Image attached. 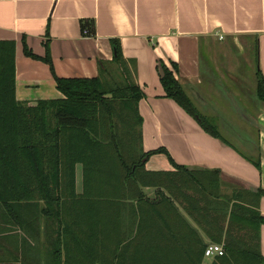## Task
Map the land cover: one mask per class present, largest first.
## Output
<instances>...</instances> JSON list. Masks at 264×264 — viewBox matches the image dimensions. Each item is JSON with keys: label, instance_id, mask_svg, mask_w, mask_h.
Segmentation results:
<instances>
[{"label": "trees", "instance_id": "obj_1", "mask_svg": "<svg viewBox=\"0 0 264 264\" xmlns=\"http://www.w3.org/2000/svg\"><path fill=\"white\" fill-rule=\"evenodd\" d=\"M114 43L112 68L103 64L93 78L56 76L63 98L27 103L16 94V43L0 41V209L13 212L18 225L22 210L59 221L56 264H204L210 243L225 250L211 264H264L263 189L223 194L218 170L175 162L171 171L146 168L144 159L167 151L143 147L144 91ZM25 53L39 58L27 46ZM43 59L52 66L49 53ZM176 70V63L163 65L166 96L219 135ZM257 93L264 100L263 77ZM147 186L158 188L157 199L145 194Z\"/></svg>", "mask_w": 264, "mask_h": 264}, {"label": "crops", "instance_id": "obj_2", "mask_svg": "<svg viewBox=\"0 0 264 264\" xmlns=\"http://www.w3.org/2000/svg\"><path fill=\"white\" fill-rule=\"evenodd\" d=\"M115 40L144 91L143 147L167 151L148 156L146 168L171 171L175 162L218 170L223 194L264 190V100L257 93L264 78V0H0V41L16 43L20 101L63 98L56 76L93 78L103 64L112 68ZM26 46L39 58L27 55ZM48 53L53 67L43 59ZM254 56L251 78L246 67ZM173 63L176 78L219 135L166 96L163 65L173 69ZM81 176L78 192L83 171ZM144 192L157 199L160 191L147 186ZM260 211L264 215V194ZM61 229L59 221L37 211H19L18 225L13 212L0 209V264H56Z\"/></svg>", "mask_w": 264, "mask_h": 264}, {"label": "rangeland", "instance_id": "obj_3", "mask_svg": "<svg viewBox=\"0 0 264 264\" xmlns=\"http://www.w3.org/2000/svg\"><path fill=\"white\" fill-rule=\"evenodd\" d=\"M246 68H247L248 77H251V78L256 77L257 65H256L255 56L251 57L249 59V64L247 65ZM234 100H236L234 102L238 104L237 99L234 98ZM248 129H249V132H251L252 134H255L256 131L253 128L250 129V127H248ZM233 140L235 142L237 141L236 139H233ZM245 150H246V148H245ZM77 172H78V176H77L78 186L81 187V185H82V181H81V179H82V176H81L82 175V167H81V165L77 166Z\"/></svg>", "mask_w": 264, "mask_h": 264}, {"label": "built area", "instance_id": "obj_4", "mask_svg": "<svg viewBox=\"0 0 264 264\" xmlns=\"http://www.w3.org/2000/svg\"><path fill=\"white\" fill-rule=\"evenodd\" d=\"M224 252L225 250L221 243H210L206 248L205 255L208 257H212L216 255H223Z\"/></svg>", "mask_w": 264, "mask_h": 264}, {"label": "water", "instance_id": "obj_5", "mask_svg": "<svg viewBox=\"0 0 264 264\" xmlns=\"http://www.w3.org/2000/svg\"><path fill=\"white\" fill-rule=\"evenodd\" d=\"M144 160H146V159H144Z\"/></svg>", "mask_w": 264, "mask_h": 264}]
</instances>
